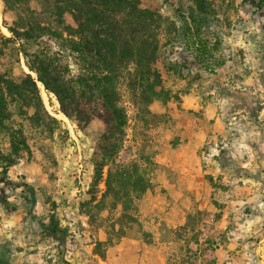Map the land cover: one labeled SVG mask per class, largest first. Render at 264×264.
<instances>
[{"label":"rangeland","instance_id":"1","mask_svg":"<svg viewBox=\"0 0 264 264\" xmlns=\"http://www.w3.org/2000/svg\"><path fill=\"white\" fill-rule=\"evenodd\" d=\"M205 1L210 19L199 33L186 19L194 8L191 0L140 1L170 23L171 12L184 16L185 24L179 25L183 39L200 55L213 50L204 59L209 68L185 60L172 65L168 45L175 25L163 24L156 68L164 101H153L148 113L142 112L120 81L128 124L118 161L137 162L150 180L149 189L125 207L129 218L122 217L119 202L107 198L101 227L93 226L84 214L88 207L81 206L89 198L91 156L104 129L100 121L80 130L40 83L46 114L27 119L9 105L12 118L6 126L21 128L29 149L9 176L33 187L36 221L20 189H5L0 247L7 264H264V4ZM29 6L38 9L35 1ZM13 20L14 13L4 10L0 0L5 38L11 35L3 22ZM65 20L72 24L69 16ZM217 36L223 43L219 54L212 47ZM0 44V73L13 81L24 73L35 78L17 44ZM24 47L34 50L31 44ZM217 58L225 66L220 78L210 79L205 75L217 74ZM170 71L183 82H174ZM9 150L7 130L0 129V151ZM52 217L65 231L61 244L40 226ZM106 232L118 236L111 245L105 243Z\"/></svg>","mask_w":264,"mask_h":264},{"label":"trees","instance_id":"2","mask_svg":"<svg viewBox=\"0 0 264 264\" xmlns=\"http://www.w3.org/2000/svg\"><path fill=\"white\" fill-rule=\"evenodd\" d=\"M30 1H35L38 9L31 8ZM191 1L194 8L189 10L188 17L199 33L201 27L209 24V10L205 0ZM243 2L253 7L264 4V0ZM1 4L4 10L14 13V20L11 24L3 22L11 36L5 38L0 34V43L17 44L35 78L24 73L13 81L0 73V129L7 130L10 146L8 154L0 151V205L6 208L5 189H20L28 214L33 223L36 221L31 214L35 205L33 187L9 176V169L16 165L20 154L29 150L26 139L21 128H9L6 123L12 118L11 104L18 116L27 119L47 113L38 86L41 83L46 95L56 97L59 111L80 130L95 119L104 126L91 156L89 198L81 204L88 207L84 214L93 226L101 227V206L110 198L123 207L122 217L129 218L125 207L149 189L150 180L137 162L118 161L128 124L118 85L125 81L142 112L148 113L147 107L153 101H164L156 61L161 26L173 27V23L156 9L141 7L140 0H1ZM66 16L72 24L66 22ZM24 43L31 44L34 50L28 52ZM73 66L75 71L71 70ZM30 110L32 115L28 116ZM101 184L104 188L99 190ZM58 225L54 217L48 224H40L61 244L65 231ZM106 234V245L118 239ZM1 251L2 247L0 264H7Z\"/></svg>","mask_w":264,"mask_h":264},{"label":"crops","instance_id":"3","mask_svg":"<svg viewBox=\"0 0 264 264\" xmlns=\"http://www.w3.org/2000/svg\"><path fill=\"white\" fill-rule=\"evenodd\" d=\"M141 2L143 0H140ZM162 10V9H161ZM183 14V12H181ZM169 19L171 20V22H174L175 25V29L174 32L172 34H170L169 36V61L170 63L173 64H179L182 60L187 61L191 66H197L198 62H201V65L209 68L208 63H204L205 62V57L207 56V54H209V52H211L213 49L212 48H208L209 51H207V54L204 55H200L198 53V51L194 50L189 44L188 41L184 40L181 34V30L179 28V25H184L185 24V17L184 16H179L176 12H171L169 14ZM186 19L189 20V17H186ZM185 20V21H184ZM190 21V20H189ZM191 23V22H190ZM192 24V23H191ZM211 35V33H208ZM217 39V43L216 45L212 46L214 47L216 50V52H221L220 50L222 49L223 43H221V39L219 38V36L216 37ZM210 44H208L209 47ZM213 45V44H212ZM184 55V58H182L181 56ZM212 55V52H211ZM216 56V55H214ZM217 64H216V69L213 71H217V74H213V73H206V77H217L220 78L221 75L219 74V70H222V68H224L225 63L223 61H219V58H217ZM207 61V60H206ZM207 64V65H206ZM203 69L201 68V71ZM173 72L170 71V76L171 78L174 80V82H183L182 80H180V78L177 75H173ZM209 77V78H210ZM211 79V78H210ZM183 100L187 98V95H183V97H181ZM186 107V106H184Z\"/></svg>","mask_w":264,"mask_h":264},{"label":"water","instance_id":"4","mask_svg":"<svg viewBox=\"0 0 264 264\" xmlns=\"http://www.w3.org/2000/svg\"><path fill=\"white\" fill-rule=\"evenodd\" d=\"M41 84V83H40Z\"/></svg>","mask_w":264,"mask_h":264}]
</instances>
